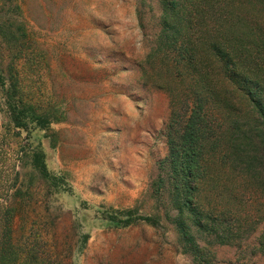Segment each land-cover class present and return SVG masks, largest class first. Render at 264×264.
<instances>
[{
  "label": "trees",
  "instance_id": "trees-1",
  "mask_svg": "<svg viewBox=\"0 0 264 264\" xmlns=\"http://www.w3.org/2000/svg\"><path fill=\"white\" fill-rule=\"evenodd\" d=\"M260 2L264 13V0H159L144 60L145 78L154 74L171 107L155 195L197 264L224 263L217 252L227 248L264 254V38L244 14ZM34 47L21 0H0V264H64L40 236H14L35 195L66 185L31 141L57 122L23 84ZM127 217L123 227H160L158 216Z\"/></svg>",
  "mask_w": 264,
  "mask_h": 264
},
{
  "label": "rangeland",
  "instance_id": "rangeland-1",
  "mask_svg": "<svg viewBox=\"0 0 264 264\" xmlns=\"http://www.w3.org/2000/svg\"><path fill=\"white\" fill-rule=\"evenodd\" d=\"M21 5L35 46L23 84L57 120L31 141L66 185L63 193L32 198L27 215L14 221L15 239L40 236L52 259L60 255L64 264H197L155 195L159 163L168 154L171 107L154 74L146 79L143 68L157 33L159 0ZM262 5L244 12L256 39L264 38ZM128 212L158 216L160 227H123L119 221ZM217 253L220 264H264V254L248 259L235 249Z\"/></svg>",
  "mask_w": 264,
  "mask_h": 264
}]
</instances>
